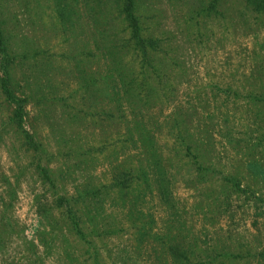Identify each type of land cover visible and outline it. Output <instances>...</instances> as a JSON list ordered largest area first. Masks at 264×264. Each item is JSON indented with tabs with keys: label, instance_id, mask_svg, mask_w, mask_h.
Listing matches in <instances>:
<instances>
[{
	"label": "rangeland",
	"instance_id": "obj_1",
	"mask_svg": "<svg viewBox=\"0 0 264 264\" xmlns=\"http://www.w3.org/2000/svg\"><path fill=\"white\" fill-rule=\"evenodd\" d=\"M134 7L141 35L156 40L150 66L122 46L129 33L114 0H0L22 126L40 146L38 156L20 146L0 93V198L13 191L22 228L0 243V264H92L73 234L59 241L57 196L72 200L99 264H157V243L133 247L141 224L150 236L180 224L199 257L212 247L233 254L223 264H264V12L243 0ZM37 157L53 187L39 180ZM137 168L144 175L129 188H107ZM40 202L58 221L42 228L46 249ZM104 227L114 232L98 237Z\"/></svg>",
	"mask_w": 264,
	"mask_h": 264
},
{
	"label": "trees",
	"instance_id": "obj_2",
	"mask_svg": "<svg viewBox=\"0 0 264 264\" xmlns=\"http://www.w3.org/2000/svg\"><path fill=\"white\" fill-rule=\"evenodd\" d=\"M243 1L247 6H249V8H251V10L255 12H264V0ZM114 2L119 8L118 12L122 15V18L126 23L125 29H127L129 33L128 39L123 41L122 46L124 48L129 47L132 54H135L137 55V57H139L140 66L152 65V63H150V59L148 58V50H152L155 48L156 40L141 35V27L137 20V15L134 13V0H114ZM2 31L3 30L0 27V93L3 95L5 101L12 105V109L10 115L7 117L6 123L9 124V127H11L12 131L17 134V137L21 139L20 146L25 149H32L34 155L38 156L40 147L39 144L33 140L32 135L28 133L22 126L23 116L25 113L24 103L26 100L24 97H20L19 95L15 94L13 76L9 69L11 63L14 61L15 56L12 54L9 55L7 41L5 40ZM3 127L4 125H1L0 129H3ZM188 149L189 148L186 147V150ZM150 157L152 158V162L155 163L158 161L155 155L151 154ZM190 158L193 162L196 163V156L194 154H191ZM34 169L37 173L39 180L42 183L53 187V182L51 177L49 176L48 170L40 165L38 157L35 160ZM116 174H120L121 177H119V175L113 176L111 178L110 183L107 185V188L116 190V193H121L122 191L129 188V185L131 184V182H133V180H137L138 177L143 176L144 172L142 169L137 168L136 171L120 170L116 172ZM198 175L200 177L202 174L198 173ZM222 179L225 181L232 180V178H227L225 176H223ZM236 186L238 187V185ZM158 187H160V183L158 184ZM14 200L15 198L13 191L9 192L7 200H3L2 198H0V243L7 240V237L11 233H14V235H16V232H14V227H17V234L21 235L22 232V228L18 226V222L12 214ZM71 203V199H68L63 196H57L54 200V205L59 208H62L58 216L59 223L55 227L56 232L59 234L60 237L59 241L64 243V235L70 233L73 234V236L77 237V240H79V242L85 243L87 247H90L92 249L91 253L88 255V259L91 260L90 263L92 262V264H99L97 251L94 248L93 243L90 240L86 239L87 233L84 230L83 221H81L80 219L81 215H79L77 211L73 209ZM36 211L38 213V216L40 217L39 224L41 227V230L39 229L36 232V237L39 241V244L43 246L44 249H46L48 247V244L45 240V237L42 235V233L44 232L42 228L47 225L49 226L50 224L53 226L58 221H56L55 223L49 222V208L44 202H40L37 205ZM61 223H64V225L66 224L67 226L63 228ZM101 226L103 227V225ZM179 226L176 231H173L172 227L167 226L164 234L150 236L148 230H146V227L144 225H138L136 226L135 231L133 232V247L134 249L140 248L142 243L147 241V239L157 243V246H160V254L154 256V260L157 264H160V261L161 263L167 264V260L161 259V257H164L168 254L171 255V257L173 258L171 259L172 264H175L176 262L179 264H205V260H212L213 262L216 259H218V261L215 264H223V260L225 257L233 256L231 252L216 251L212 247H210L208 253H205L202 257H199L198 253H201V248L197 250L196 244L193 243L194 238L190 239V241L188 242H185L183 240L185 235L184 233L180 232ZM105 232L106 234H108L113 233L114 231L108 227H104V231H98V234L96 235H98L99 237L102 236ZM19 239L21 243L28 244V242L23 239V236H19ZM1 247L2 246L0 244V250H2ZM65 251L66 250L64 248L62 250L64 259H66L68 262H72L70 254Z\"/></svg>",
	"mask_w": 264,
	"mask_h": 264
}]
</instances>
